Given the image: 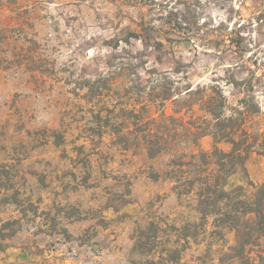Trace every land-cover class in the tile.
Wrapping results in <instances>:
<instances>
[{"label":"rangeland","instance_id":"1","mask_svg":"<svg viewBox=\"0 0 264 264\" xmlns=\"http://www.w3.org/2000/svg\"><path fill=\"white\" fill-rule=\"evenodd\" d=\"M208 178L264 183V0H0V264H253Z\"/></svg>","mask_w":264,"mask_h":264},{"label":"trees","instance_id":"2","mask_svg":"<svg viewBox=\"0 0 264 264\" xmlns=\"http://www.w3.org/2000/svg\"><path fill=\"white\" fill-rule=\"evenodd\" d=\"M143 35L139 38L147 41L150 38L148 28L142 27ZM144 33L147 35H144ZM227 135L222 138H226ZM233 149L225 153L216 149L212 157L216 159L215 165L218 171L222 172L226 168V161L242 164L244 155L241 151L240 142L232 139ZM249 148V147H248ZM204 164L208 165L207 156L200 154ZM205 192L200 194L199 203L203 215L215 212L221 216L217 221L222 224H230L235 231L237 243L232 247L231 258H245L255 252L253 264L259 261L264 262V183L256 185L249 181L250 190L243 186H237L227 190V178L222 182L214 181L211 178L205 181ZM212 207V209H211ZM258 248V251H254Z\"/></svg>","mask_w":264,"mask_h":264}]
</instances>
